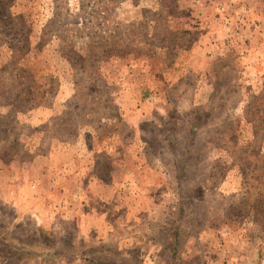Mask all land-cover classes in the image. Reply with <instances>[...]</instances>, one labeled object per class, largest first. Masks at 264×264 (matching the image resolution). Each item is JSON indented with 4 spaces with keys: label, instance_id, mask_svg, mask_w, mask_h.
I'll list each match as a JSON object with an SVG mask.
<instances>
[{
    "label": "rangeland",
    "instance_id": "374dc122",
    "mask_svg": "<svg viewBox=\"0 0 264 264\" xmlns=\"http://www.w3.org/2000/svg\"><path fill=\"white\" fill-rule=\"evenodd\" d=\"M0 264H264V0H0Z\"/></svg>",
    "mask_w": 264,
    "mask_h": 264
},
{
    "label": "crops",
    "instance_id": "0c3cea01",
    "mask_svg": "<svg viewBox=\"0 0 264 264\" xmlns=\"http://www.w3.org/2000/svg\"><path fill=\"white\" fill-rule=\"evenodd\" d=\"M65 103H66L65 101L59 100L58 102H54L52 105L48 104V105H46L44 107L43 106L40 107L39 109H37V111L32 112V114H31V116L29 118L30 123H32V125L33 124L34 125L42 124V125H45V126L49 127L50 124L52 123V119L55 117V113L58 111L59 114H60L65 109V107H66ZM55 152H57L59 156L56 153H54L53 151H51V150H49V153H47L46 155H44V154H40V155L42 156V158H44V160H45V158H47L46 160H48V158H49V160L50 159H55V163H57V166H58L59 174H61L60 177H62V179H63V177H65V175H67L68 171H70V169H67L68 165L64 162L65 161L64 157H66L65 156L66 153H65V151L60 152V150H58V151L55 150ZM87 168L89 170L90 167H87ZM93 180H95L94 177H91V180L89 179V184L92 187L94 185L95 187H97V189H101L100 191L104 190V185L103 184L98 185V183H96V181H94V183H93ZM47 182H48V186L49 185H53V183L51 184V182L49 180ZM57 185H59V183ZM30 186H31V188H33V187L35 188L37 186V184L31 183ZM65 200H66L65 198H63V199L61 198L60 201L61 202H65ZM64 209H65V207H64ZM66 209L68 211L67 214L74 213V215H76V218L78 217V219H76V221L78 223L82 222L83 220H85L86 218L89 217V223H91V224H96V223L101 224V219H105L107 217L106 213L104 214L103 211L101 212V211H98L97 209H94V208H92V210L94 211L92 213H90V211H86V210L84 211V209H83V211H81L80 209L78 211H75V209L69 207L68 205H66ZM131 213L134 214V212L130 211L129 214H131ZM38 214L39 213H37V212L34 213V215H36L37 218L39 216ZM74 215L72 214L71 217H74V219H75ZM102 231L103 232H101V233H105L106 237H107V235H108L107 231H104V230H102Z\"/></svg>",
    "mask_w": 264,
    "mask_h": 264
},
{
    "label": "trees",
    "instance_id": "16d2710c",
    "mask_svg": "<svg viewBox=\"0 0 264 264\" xmlns=\"http://www.w3.org/2000/svg\"><path fill=\"white\" fill-rule=\"evenodd\" d=\"M100 250V249H99Z\"/></svg>",
    "mask_w": 264,
    "mask_h": 264
}]
</instances>
